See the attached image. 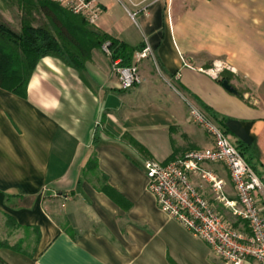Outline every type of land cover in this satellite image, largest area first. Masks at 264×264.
<instances>
[{
  "label": "crops",
  "instance_id": "0c3cea01",
  "mask_svg": "<svg viewBox=\"0 0 264 264\" xmlns=\"http://www.w3.org/2000/svg\"><path fill=\"white\" fill-rule=\"evenodd\" d=\"M95 1L102 7L100 31L132 47L148 46L152 57L138 62L141 83L134 91L118 88L115 61L101 49L91 51L82 73L43 57L25 97L0 87V219L15 221L16 242L25 251L0 248V259L226 264L157 206L143 160L123 135L158 162L210 147L187 101L222 121L230 142L246 148L264 179V0ZM214 62L224 65L217 78L205 72ZM92 155L110 194L86 171ZM204 167L234 200L226 168ZM190 180L220 215L231 217L206 182ZM255 198L264 214V186Z\"/></svg>",
  "mask_w": 264,
  "mask_h": 264
},
{
  "label": "built area",
  "instance_id": "2783aa9c",
  "mask_svg": "<svg viewBox=\"0 0 264 264\" xmlns=\"http://www.w3.org/2000/svg\"><path fill=\"white\" fill-rule=\"evenodd\" d=\"M51 1L82 15L90 25L98 27L102 7L95 0ZM108 47L109 44L105 43L101 50L110 55ZM150 57L151 50L146 46L135 53L134 65L130 67H122L120 60L115 61L120 90L127 91L141 83L137 64ZM223 69L222 62H214L205 72L217 78ZM186 103L191 121L208 135L211 146L189 151L168 163L143 160L141 165L147 178L148 192L163 212L210 246L213 254L224 263L243 264L252 260L264 264V214L255 198V193L264 185L217 123L200 108ZM207 164H221L226 168L234 200L225 195L224 182L205 169ZM191 175L206 182L214 199L245 227L237 228L224 220L191 182Z\"/></svg>",
  "mask_w": 264,
  "mask_h": 264
},
{
  "label": "trees",
  "instance_id": "16d2710c",
  "mask_svg": "<svg viewBox=\"0 0 264 264\" xmlns=\"http://www.w3.org/2000/svg\"><path fill=\"white\" fill-rule=\"evenodd\" d=\"M0 3V87L19 97H25L30 77L43 57L57 58L82 73L91 51L101 49L105 43L109 44L111 60H120L122 67L134 65L135 53L144 47H132L113 38L90 25L82 15L74 14L51 0H0ZM13 6L16 11L11 22L5 18L3 12ZM218 81L222 83L224 80L220 78ZM237 94L240 95L239 92ZM213 120L227 136L222 121L217 118ZM123 139L137 150L142 160L152 159L128 134H124ZM233 145L255 172L245 156L246 148L240 144ZM172 160L169 158L163 163ZM86 171L101 182V191L111 193L112 190L106 185V177L97 169L94 155L88 159ZM259 179L264 181L260 177ZM6 218L18 228L12 218ZM0 248L25 253L21 245H11L1 239ZM0 264L5 263L0 259Z\"/></svg>",
  "mask_w": 264,
  "mask_h": 264
},
{
  "label": "rangeland",
  "instance_id": "374dc122",
  "mask_svg": "<svg viewBox=\"0 0 264 264\" xmlns=\"http://www.w3.org/2000/svg\"><path fill=\"white\" fill-rule=\"evenodd\" d=\"M0 4H2V3H0ZM2 9L3 8H1V10ZM4 11L5 12H3V13L5 15V18L8 21L13 22V18L15 16V11H16L15 7L14 6L10 7V9H5ZM144 86H145V88L147 90V86L143 85L142 87L144 88ZM132 91H134V88H132ZM147 95H148V93L146 91V93H143L142 95H140L141 99H144L146 101L148 96H149V95L148 96ZM149 97H151V96H149ZM229 214L231 216L230 218H226V217L224 218L222 215L221 216L223 217L224 220H226L227 222L232 224V226H234V227L242 228V229L245 227L244 226L245 224L241 220H239L238 218H235L234 216H232L230 212H229ZM18 234L21 235V233H18V228L13 226L11 224V222H9L7 220V218L5 216H3V218L0 219V239L1 240H6L11 245H13V244L22 245L21 243L16 242V240L20 236ZM31 236H33V234H31Z\"/></svg>",
  "mask_w": 264,
  "mask_h": 264
},
{
  "label": "water",
  "instance_id": "95a60500",
  "mask_svg": "<svg viewBox=\"0 0 264 264\" xmlns=\"http://www.w3.org/2000/svg\"><path fill=\"white\" fill-rule=\"evenodd\" d=\"M222 86L224 87V89H226L228 92L232 93V94H236V91L230 86V84L227 81H222Z\"/></svg>",
  "mask_w": 264,
  "mask_h": 264
}]
</instances>
